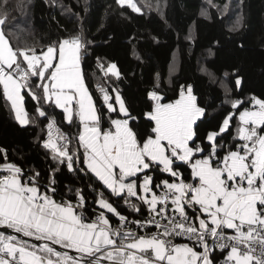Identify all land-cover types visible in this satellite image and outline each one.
Listing matches in <instances>:
<instances>
[{
	"label": "snow or ice",
	"instance_id": "6c2138e0",
	"mask_svg": "<svg viewBox=\"0 0 264 264\" xmlns=\"http://www.w3.org/2000/svg\"><path fill=\"white\" fill-rule=\"evenodd\" d=\"M116 3L141 14L134 0ZM7 8L4 0L0 26ZM239 24L238 19L235 28ZM85 53L82 34L38 53L33 46L14 47L0 29V90L15 120L21 127L36 123L25 108L27 90L37 101L35 112L47 120L42 147L57 164L52 171L66 165L70 172L86 170L98 182L90 184L95 207L89 216L81 190L75 192V204L71 199L57 202L55 180L42 191L39 173L25 180L22 169L0 149V229L5 230L0 232V264H215V249L224 254L221 264H264V100L252 97V107L239 112L232 144L222 135L232 114L218 131L201 136L198 121L205 109L191 85H182L179 97L167 103L156 91L148 92L151 105L141 129L140 117L115 88L114 97L99 88L102 103L94 100L82 69ZM99 67L105 76L120 78L115 63ZM33 88L41 89L42 96ZM240 103L232 101V109ZM55 109L62 111V120ZM62 123L70 128L63 130ZM71 128H76L74 135ZM185 165L191 182L182 178ZM157 172L173 180L157 183ZM121 200L141 217L146 209L147 216L129 219L116 206Z\"/></svg>",
	"mask_w": 264,
	"mask_h": 264
},
{
	"label": "trees",
	"instance_id": "16d2710c",
	"mask_svg": "<svg viewBox=\"0 0 264 264\" xmlns=\"http://www.w3.org/2000/svg\"><path fill=\"white\" fill-rule=\"evenodd\" d=\"M134 1L139 5L146 2ZM156 1L159 6L142 7L141 14H137L126 5L120 7L116 0H8L7 20L1 29L14 47L33 46L38 53L60 39L82 34L86 42L82 69L94 100L102 103L99 88L103 87L113 97L115 88L133 115L140 117L141 129L143 113L151 105L148 92L156 91L163 97L162 102L167 103L179 97L182 85H191L198 105L205 109V116L198 121L201 136L210 129L218 131L223 119L232 114L230 127L222 134L232 144L239 112L252 107V97L264 100V0ZM3 5L4 0H0V10ZM238 19L240 24L235 28ZM109 63L117 65L118 80L101 71L99 65L107 68ZM237 78L241 80L240 86L236 84ZM33 89L40 94V89ZM23 94L26 111L36 123L21 127L0 90V149L6 150L9 162L22 169L23 177L38 172L42 191L55 180L54 197L60 201L71 199L75 204V192L81 190L89 205L86 215H93L95 193L90 184L98 182L86 170L70 172L66 165L52 171L57 164L42 147L47 120L35 112L37 101L27 95V90ZM239 98L238 109H232L231 102ZM42 107L48 109L47 104ZM54 114L62 120L60 109H55ZM61 127L70 128L66 123ZM75 133L76 128H71L70 134ZM77 144L78 140L73 141L71 148L75 149ZM3 157L0 152V162ZM182 171V178L190 182V169L185 165ZM155 175L157 183L160 179L173 180L167 173ZM116 206L129 219L147 216L146 209L141 217L122 200ZM112 220L118 223L115 217ZM223 256L220 250H215L212 254L215 264Z\"/></svg>",
	"mask_w": 264,
	"mask_h": 264
},
{
	"label": "built area",
	"instance_id": "2783aa9c",
	"mask_svg": "<svg viewBox=\"0 0 264 264\" xmlns=\"http://www.w3.org/2000/svg\"><path fill=\"white\" fill-rule=\"evenodd\" d=\"M237 101H241V99L239 98V99H237ZM251 105H252V102H251ZM47 124V123H46ZM46 134H47V129H46ZM46 134H45V137H46ZM45 137H44V139H45ZM43 139V140H44ZM70 147H71V145H70ZM25 180H27L28 178L27 177H23ZM156 191H157V194L159 193V189H156ZM49 195H53L52 193H49ZM55 198V197H54ZM56 200H57V202H59L60 200L59 199H57V198H55ZM169 214H171L170 212H169ZM114 226H115V224H114ZM134 230L136 229V225H135V227L133 228ZM152 231H155V229L154 228H152L151 229ZM226 231H228V234H231V232H230V230H226ZM141 234H143V233H141ZM180 242H186V241H183V240H181ZM209 243L211 244V241H209ZM215 250H219V249H215ZM214 250V251H215ZM223 259H224V256L220 259V261L218 262V264H221V262L223 261Z\"/></svg>",
	"mask_w": 264,
	"mask_h": 264
},
{
	"label": "rangeland",
	"instance_id": "374dc122",
	"mask_svg": "<svg viewBox=\"0 0 264 264\" xmlns=\"http://www.w3.org/2000/svg\"><path fill=\"white\" fill-rule=\"evenodd\" d=\"M234 1H236V0H234ZM134 2H136V1H134ZM137 3V5H138V7H140V9L143 7H147L146 6V3H148V4H151V7H157V6H159L158 5V3H157V1L156 0H146V2L143 4V5H141V3H140V5H139V2H136ZM228 8H229V3H228V6H227V8H225V10H228ZM203 11L205 12L206 10L205 9H203ZM0 29H1V27H0ZM34 90V89H33ZM41 90V89H40ZM35 91V90H34ZM40 94L42 95V90L40 91Z\"/></svg>",
	"mask_w": 264,
	"mask_h": 264
},
{
	"label": "water",
	"instance_id": "95a60500",
	"mask_svg": "<svg viewBox=\"0 0 264 264\" xmlns=\"http://www.w3.org/2000/svg\"><path fill=\"white\" fill-rule=\"evenodd\" d=\"M3 231H5L4 229H0V232H3ZM25 239H27V238H25ZM31 242H33V243H39V242H36V241H31ZM55 249H59V247L58 246H55ZM61 250V249H60ZM72 253L73 252H69V254H71L72 255Z\"/></svg>",
	"mask_w": 264,
	"mask_h": 264
},
{
	"label": "crops",
	"instance_id": "0c3cea01",
	"mask_svg": "<svg viewBox=\"0 0 264 264\" xmlns=\"http://www.w3.org/2000/svg\"><path fill=\"white\" fill-rule=\"evenodd\" d=\"M0 27H1V26H0ZM186 87H187V86H186ZM190 182H191V181H190ZM29 242H31V241H29ZM31 243H33V242H31ZM53 247L55 248V245H54ZM58 247H59V246H58ZM56 250H57V251H66V250H63V249L60 250V248H59V249H56ZM72 254H73V255H76V253H74V252H73Z\"/></svg>",
	"mask_w": 264,
	"mask_h": 264
}]
</instances>
